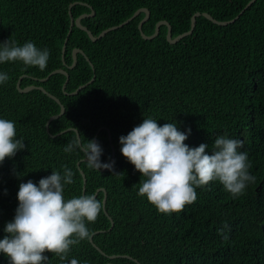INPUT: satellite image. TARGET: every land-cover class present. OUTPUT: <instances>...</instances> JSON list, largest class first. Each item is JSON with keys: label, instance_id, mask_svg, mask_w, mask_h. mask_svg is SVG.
Here are the masks:
<instances>
[{"label": "trees", "instance_id": "trees-1", "mask_svg": "<svg viewBox=\"0 0 264 264\" xmlns=\"http://www.w3.org/2000/svg\"><path fill=\"white\" fill-rule=\"evenodd\" d=\"M251 1L0 0V42L31 41L50 52L44 71L21 62L0 64V71L10 76L0 85V118L15 122L17 139L22 137L25 144L15 157L0 164V239L16 215L19 185L28 180L38 185L53 170L63 173L61 166L66 164L75 176L74 183L65 186V198L95 194L103 203L104 190L107 195L101 215L88 225L94 235L74 246L69 260L264 264V0L241 14ZM140 9L150 11L142 27L146 36L166 21L172 39L190 31L193 16L201 15L192 34L176 43L168 41L167 25H161L154 39H144L139 25L145 12L98 38ZM70 11L74 20L88 15L81 24L97 40L76 25L71 29ZM203 14L219 22L240 17L219 25ZM76 49L84 54L78 53L75 67L70 68ZM57 70L66 71L69 79L62 73L50 76ZM31 86L35 88L20 91ZM40 87L65 107L49 127L61 104ZM145 117L161 126L176 122L185 133L190 128L185 143L189 147L207 144L210 155L218 135L227 133L243 141L240 151H247L256 183L233 198L213 181L196 189L197 200L183 212L159 213L146 197L138 196L142 174L120 151V137ZM77 132L85 141L99 142L103 163H110L114 147L112 169L89 168L83 152H64ZM45 255L48 264H67L53 253ZM0 264H10L3 253Z\"/></svg>", "mask_w": 264, "mask_h": 264}, {"label": "clouds", "instance_id": "clouds-1", "mask_svg": "<svg viewBox=\"0 0 264 264\" xmlns=\"http://www.w3.org/2000/svg\"><path fill=\"white\" fill-rule=\"evenodd\" d=\"M49 59V50L34 42L20 45L12 38L0 42V64L21 62L44 71ZM9 80L8 73L0 71V85ZM190 134V128L185 133L176 122L161 126L156 119L145 117L120 137L121 153L142 174L138 196L146 197L161 214L183 212L186 205L197 200L196 189L213 181L222 184L233 198L244 195L249 185L256 183V176L249 171L252 164L248 153L240 151L243 141L227 133L218 135L210 155L207 144L189 147L185 143ZM24 148V139H17L15 122L0 118V164ZM63 150L69 154L83 152L89 168H113L114 162H101L103 149L94 139L85 141L76 134ZM61 167L63 173L53 170L38 185L32 180L19 185L16 215L4 229L7 235L0 239V253L10 264H48L46 252L67 264H79L75 258L69 260V254L74 246L91 240L94 232L88 225L97 221L104 206L95 194L65 198V186L74 183L75 173L66 164Z\"/></svg>", "mask_w": 264, "mask_h": 264}, {"label": "water", "instance_id": "water-1", "mask_svg": "<svg viewBox=\"0 0 264 264\" xmlns=\"http://www.w3.org/2000/svg\"><path fill=\"white\" fill-rule=\"evenodd\" d=\"M256 1H257V0H252L251 2H249V3L247 4V6L245 7V9L241 12V14H242L245 10H247L252 4H254ZM72 6H73V5L70 6V9H71ZM142 12H145V13H146V17L141 21V23H140V25H139V29H140V31L142 32V27H143L144 23H145L147 20H149V18H150V11H149L148 9H140V10H138V11L134 14V16L131 17L130 19H128L126 22H124V23L121 24L120 26L112 27V28H110V29H108V30L103 31V32L100 34V36H99L98 38H102V37H104V36H105L109 31H111V30H115V29H117V28H119V27H122L123 25H125V24H127L128 22H130L131 20H133L136 16H138V15H139L140 13H142ZM93 15H94V12H93ZM200 15H201L200 13H196V14L193 16V18H192V25H191V29H190V31H188V32H186V33H184V34H182V35H179V36L176 37L175 39H172L171 26H170V24H169L168 22H166V21H162V22H159V23L157 24V26H156V30H155V33H154L152 36H146L143 32H142V36H143L144 39H154L155 37L158 36L161 25H167V26H168V34H167L168 41L171 42V43H176V42H178L179 40H181L182 38H184V37L189 36L190 34H192V32L194 31L195 26H196V18H197L198 16H200ZM203 15H204L205 17H207L208 19H210L211 21H213L214 23L219 24V25H228V24H230V23H233L237 18L240 17V15H239L238 17H236L235 19H233V20H231V21H227V22H219V21L215 20V19H214L211 15H209V14H203ZM70 17H71V29H72V27H73L74 25H76L78 28H80V29H82V30L88 32L90 38H91L93 41H95V40L98 39V38L94 37L93 34H92V33H91L86 27H84V26L81 24V20H82L83 18L88 17V15H86V14H85V15H82V16L79 17L78 19L74 20L72 14H71V11H70ZM70 34H71V31L69 32V35H70ZM66 42H67V41H66ZM66 42H65V46H64V51H65V48H66ZM78 53H82V54H84V52H83L82 50H80V49H76V50H74V51H73V65H72L70 68H74V67H75V65H76V63H77V54H78ZM86 59L89 60L88 58H86ZM55 73H62V74H65V75L67 76V80L69 79V75H68V73H67L66 71H64V70H57V71H54V72H52V73L50 74V76L53 75V74H55ZM50 76H48V77L45 78V79H41V81H46ZM93 80H94V78H93ZM93 80H91L89 83H91ZM89 83H88V84H89ZM86 86H87V84H85V85L79 87V88H78L75 92H73L72 94H73V95H74V94H77L80 90H82V89L85 88ZM34 88H35L34 86H31V87H28V88L23 89V90H20V91H22V92H28V91H30V90H33ZM40 90H42V91H44L45 93H47L42 87H40ZM47 94H48L50 97H52L53 99H55L57 102H59V103L61 104V102H60L56 97L50 95L49 93H47ZM64 113H65V107H64V105L61 104V112H60L58 115L52 117V118L48 121V123H47V127H49L50 122H51L52 120L61 117ZM77 135H79L78 132H77ZM110 139H111V138H110ZM112 149H113V150H112V158H111L110 163H112V162L114 161V158H115V149H114V147H112ZM82 175H83V177H85L83 172H82ZM85 184H86V179L84 178V187H85ZM84 190H85V189H84ZM104 192H105V198H104L103 204L105 205L106 200H107V195H106V191H105V190H104ZM106 214H107V213H106ZM263 229H264V225H263Z\"/></svg>", "mask_w": 264, "mask_h": 264}]
</instances>
